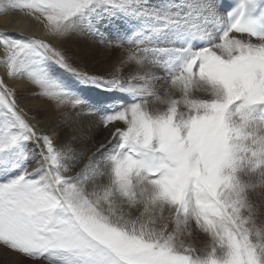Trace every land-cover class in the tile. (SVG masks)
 Segmentation results:
<instances>
[{"label": "snow or ice", "instance_id": "obj_1", "mask_svg": "<svg viewBox=\"0 0 264 264\" xmlns=\"http://www.w3.org/2000/svg\"><path fill=\"white\" fill-rule=\"evenodd\" d=\"M10 7L54 39L130 45L120 65L137 71L91 74L49 40L0 30L9 78L71 109L89 106L83 88L119 94L120 103L101 109L102 123L125 125L85 156L30 122L0 77V248L47 264H264V220L251 199L264 195V0H234L230 9L218 0ZM194 233L207 237L203 247Z\"/></svg>", "mask_w": 264, "mask_h": 264}, {"label": "bare ground", "instance_id": "obj_2", "mask_svg": "<svg viewBox=\"0 0 264 264\" xmlns=\"http://www.w3.org/2000/svg\"><path fill=\"white\" fill-rule=\"evenodd\" d=\"M12 3H13V0H0V27L3 26V27H6L7 30L18 31L20 33H23L29 36L47 38L53 43L58 42V40L53 39L51 35H49V33L44 31L42 26L39 23H37L35 20L27 16L24 11L17 12L19 10H16L10 7ZM11 11L13 13H11ZM81 38L82 37L80 36L77 37V41L80 40L82 42L84 41L89 42L90 49L98 52L100 57H106L108 55L107 53L111 52L109 47L107 48L105 46L97 44L96 42H93L92 40H88V39L86 40L85 38H82V39ZM241 39H245V38H241ZM124 51L125 52L121 51L119 53V57H118L119 61L123 60L126 57L128 49ZM0 56H2V53H0ZM98 64L100 63H97V62L91 63L89 66V69L90 70H92V68L94 70L101 69V67ZM121 67H122L121 71L124 69L128 76L134 73L135 71H137V66L135 64H127ZM147 70H149V68L143 69V71H147ZM150 70L157 74V72L152 67L150 68ZM5 76L7 77V80L9 81V83L12 84V86H14V88L21 95L22 93H26V91L28 92L29 90L36 89V87L32 85L29 81L14 80L12 78H9L7 75ZM25 95L23 94L22 97H20L19 99L20 104L23 106L30 105L32 108L37 109L35 112L32 113V117L34 116L35 120H32V117L29 118V120L32 123L39 122L41 131L53 132V130L57 131L58 129H60L61 134L63 133L62 136H74L77 138H81L80 142H75L73 146L75 147L76 145L77 148L80 151H82L85 156H87L93 151H96V149H98L101 144H105L106 141L111 140L112 133L116 130V128L125 127L123 122H114V123L107 125L108 126V127L106 126L107 135L103 138L101 136V138H99L98 141L96 140L97 141L96 142L92 140V136L97 132V130L99 131V127L97 123L93 121L95 118L93 116H90L88 111L80 109V108L71 109V108H66V107L62 110H55L56 107L55 109L53 108V106H55L53 103L54 101H51L50 104L47 102L48 104H46V102L43 103L37 100L34 101L33 100L34 98L31 99L30 96L28 97L27 94ZM42 101H45V100H42ZM62 113H69V115L67 116V118H65L62 115ZM83 161L84 160L81 159L79 163L70 165V171L65 174L66 175L74 174L77 171V169L80 167V164ZM35 166L36 164L33 162L32 166H30L29 168L31 169L32 167H35ZM22 259H23L22 257H18L14 253H10L0 248V264H23ZM30 264H47V263L39 260L35 262L32 261Z\"/></svg>", "mask_w": 264, "mask_h": 264}, {"label": "rangeland", "instance_id": "obj_3", "mask_svg": "<svg viewBox=\"0 0 264 264\" xmlns=\"http://www.w3.org/2000/svg\"><path fill=\"white\" fill-rule=\"evenodd\" d=\"M13 10V9H12ZM16 11V10H15ZM17 12H22V11H17ZM11 13H13L11 11ZM9 14V13H8ZM0 27V30H7L6 27ZM9 35L11 36H16L17 33H20L18 31H11V30H7ZM25 36H29L24 34ZM50 35V34H49ZM82 37L85 38L86 40H92L93 42H96L99 45L105 46V47H109L110 51L109 53H107L108 55L106 57H100L99 53L96 51H93L90 49V43L87 41H77V37ZM52 37V36H51ZM39 39H46L49 40L47 38H40L37 37ZM81 38V39H82ZM54 39V38H53ZM95 39V40H94ZM111 39V38H109ZM58 40L57 43H53L50 42L55 46L60 48L62 51L65 52V54L68 56L70 62L73 64V66L78 67L80 69L86 70L91 74H96V75H104V76H109L111 74H113L115 72V69L121 65L118 64L120 63V61L118 60L119 58V53L125 52L124 50L129 49V47H131L128 44H124L122 47L120 48H114L110 45V43L108 42V40H105L103 43L100 41L99 37H95V36H85V35H81V34H74V35H69L60 39H56ZM112 43H115V41L113 40ZM105 44V45H104ZM3 60V56H0V77H3L5 84H7L9 87L14 88V86H12V84L9 83V81L7 80V77L5 76L6 74V69H5V65L2 62ZM119 61V62H118ZM100 63L98 64L101 69L98 70H94L92 68V70L89 69V66L91 63ZM116 64V65H115ZM117 66V67H116ZM122 68V67H121ZM156 72L157 75H162L160 71H158L157 69H155V67H152ZM160 73V74H159ZM56 74L62 78L65 82L72 84L73 83V78L67 74L66 72H64L61 69H56ZM120 75L123 76L124 78H127L128 75L126 73V71L123 69L120 72ZM14 80H20V81H27L24 78H16ZM158 87L161 91V93H163L164 88L167 87V85H165L162 81L158 82ZM15 89V88H14ZM16 90V89H15ZM39 91L37 88L34 90H29L28 92L26 91V93H22V95L27 94L28 97L30 96L31 99H33L34 101H41L43 103L46 102V104H50V102L52 100L39 96V95H33L34 92ZM22 95L20 93H18V91L16 90V99L17 102L20 106L21 109L24 110V112L27 113L28 118L32 117V113L35 112L37 109L32 108L30 105H21L19 102L20 97H22ZM81 95L87 100L88 105L86 107L80 108L83 110H86L89 112L90 116H93L94 118V122L97 123L98 127H99V131L97 130V132L92 136V140L93 141H98L99 138L105 137L107 135V128L105 125H102V121L103 117L105 115V113L103 111H101V109H110L112 106H114V104H118L120 103V100L118 99L119 94H115V93H106V92H102L100 89L98 88H83L81 89ZM175 95H179V93H175ZM26 96V95H25ZM30 99V100H31ZM45 101H42V100ZM48 102V103H47ZM55 106H53V108L56 109L55 110H62L65 107H58L57 104L55 102H53ZM149 108L155 110L157 108L162 107V105H159L157 103H155L154 101L150 100L149 101ZM31 108V109H30ZM31 114V115H30ZM103 114V115H102ZM97 117V119H96ZM100 121V122H99ZM31 122V121H30ZM108 127V126H107ZM48 133H52L50 131H48ZM63 134V133H62ZM61 134V130L58 129L57 131L54 132L53 135V139L57 144L63 143V142H71L72 144H75V142H80L81 138H77L74 136H62ZM58 135V136H57ZM55 136V137H54ZM96 141V142H97ZM108 141H106L105 144H107ZM115 142L113 141V144ZM113 145H108V147L106 149L103 150L104 153H107L109 151H111ZM75 148L78 150V152L80 151L77 146L75 145ZM84 161L80 164V167L83 165ZM33 162L29 164V167L32 166ZM79 167V168H80ZM79 168L77 169V171L79 170ZM251 199L256 202L258 204V206L260 207V216L259 219L260 220H264V195H261L259 192L256 193H252L251 194ZM192 242L195 243L196 247L201 248L204 246V244L207 242V237L205 235H203L202 233H194L193 237L191 238ZM23 264H30L33 260L31 259H26L23 258L22 259ZM43 261V260H41ZM45 263H47L46 261H43Z\"/></svg>", "mask_w": 264, "mask_h": 264}]
</instances>
